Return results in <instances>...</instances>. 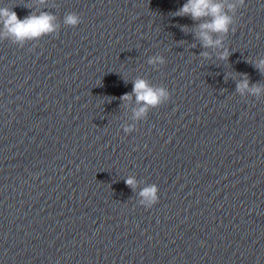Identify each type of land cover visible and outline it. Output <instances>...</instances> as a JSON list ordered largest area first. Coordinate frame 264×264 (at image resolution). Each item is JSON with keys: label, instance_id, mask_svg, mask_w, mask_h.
I'll return each mask as SVG.
<instances>
[{"label": "water", "instance_id": "95a60500", "mask_svg": "<svg viewBox=\"0 0 264 264\" xmlns=\"http://www.w3.org/2000/svg\"><path fill=\"white\" fill-rule=\"evenodd\" d=\"M186 2L0 0L57 25L0 36V264H264V0L209 47ZM137 78L169 93L139 118Z\"/></svg>", "mask_w": 264, "mask_h": 264}, {"label": "clouds", "instance_id": "9594fccd", "mask_svg": "<svg viewBox=\"0 0 264 264\" xmlns=\"http://www.w3.org/2000/svg\"><path fill=\"white\" fill-rule=\"evenodd\" d=\"M240 4L243 5L244 0H240ZM227 7L230 10H234L236 4L230 3ZM176 15H187L193 20L210 17L206 22L199 24V30L196 33L202 40L204 47L219 45L221 40L219 38L214 40L212 34L227 33L232 23V17L225 11L224 4L218 3L217 0H187L177 11ZM54 21L55 16L48 12H40L39 14L31 12L21 19L12 8L0 7V24L3 25V31H0V36L12 38L17 43H23L26 40L36 39L54 32L57 28ZM79 22L80 17L74 12H70L64 17V23L67 25L76 26ZM227 54V51H225L222 53L221 58H226ZM203 55H207V53ZM156 61L163 62L161 57H154L149 63H155ZM256 66L264 70V60H261ZM248 87L249 82L247 79L237 84V90L241 93ZM260 90L258 86H253L251 89L253 93H259ZM132 94L135 95L136 102L141 105L135 110L134 115L136 118L143 116L149 107L157 106L163 98L169 95L168 91L163 87H154L142 78L134 80ZM132 94L125 93L121 99L130 100ZM126 183L132 186L135 184V180L129 177ZM156 193L157 186L151 185L144 188L140 194L151 204L158 200Z\"/></svg>", "mask_w": 264, "mask_h": 264}]
</instances>
